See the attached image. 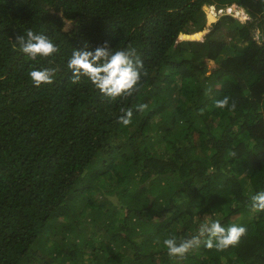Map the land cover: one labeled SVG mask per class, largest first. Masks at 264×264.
<instances>
[{
  "label": "trees",
  "instance_id": "1",
  "mask_svg": "<svg viewBox=\"0 0 264 264\" xmlns=\"http://www.w3.org/2000/svg\"><path fill=\"white\" fill-rule=\"evenodd\" d=\"M28 29L60 52L29 59L14 44ZM105 42L143 60L131 97L71 82L73 49ZM46 67L54 83L34 86ZM225 96L234 111L215 107ZM260 191L264 0H0V264H264ZM206 215L247 234L169 257L163 240Z\"/></svg>",
  "mask_w": 264,
  "mask_h": 264
},
{
  "label": "clouds",
  "instance_id": "2",
  "mask_svg": "<svg viewBox=\"0 0 264 264\" xmlns=\"http://www.w3.org/2000/svg\"><path fill=\"white\" fill-rule=\"evenodd\" d=\"M68 24L65 23V31ZM14 44L19 45L20 50L31 60L37 57L48 58L60 52V48L45 34L36 33L31 29L26 30L24 35H17ZM67 67L72 73V84L81 83L86 78L98 89L109 102H115L120 98H128L140 91L142 77L148 72L144 68L143 60L137 54V50L129 44L126 48H111L108 42L89 50L73 49ZM56 68L33 69L28 75L34 86L54 83ZM229 96H225L215 102L219 109L228 108L234 111L235 102H231ZM148 109L146 103L136 105V110L144 112ZM123 115L119 122L128 126L132 122L133 110L121 108ZM235 156V153H232ZM250 210L264 212V191L257 192L250 198ZM247 234L244 226L236 224L227 227L222 226L219 220L202 223L195 235L187 239L178 240L176 236H170L163 240L169 257H185L189 252L199 248L202 244L209 250L224 251L229 247H235L242 237Z\"/></svg>",
  "mask_w": 264,
  "mask_h": 264
},
{
  "label": "rangeland",
  "instance_id": "3",
  "mask_svg": "<svg viewBox=\"0 0 264 264\" xmlns=\"http://www.w3.org/2000/svg\"><path fill=\"white\" fill-rule=\"evenodd\" d=\"M209 9H212V8H209ZM213 10V9H212ZM211 10V11H212ZM210 11V12H211ZM215 17V16H214ZM65 23L66 24H68V29H67V31H65L64 29H65ZM64 23V27H63V30H64V32H68L69 30H70V28H71V24H70V22H65ZM225 29L222 31V32H220V33H218L217 34V37L218 38H224V34H225ZM206 64H207V67H208V70L209 71H211V70H213L214 68H215V64H214V62H212V61H206ZM216 217H211V216H209V215H206V216H204V221L205 222H210V221H213L214 219H215Z\"/></svg>",
  "mask_w": 264,
  "mask_h": 264
}]
</instances>
